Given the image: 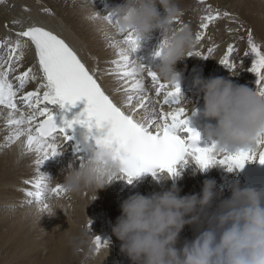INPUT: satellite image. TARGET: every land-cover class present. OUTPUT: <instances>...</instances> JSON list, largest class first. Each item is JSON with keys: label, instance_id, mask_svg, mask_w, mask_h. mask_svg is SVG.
Here are the masks:
<instances>
[{"label": "bare ground", "instance_id": "6f19581e", "mask_svg": "<svg viewBox=\"0 0 264 264\" xmlns=\"http://www.w3.org/2000/svg\"><path fill=\"white\" fill-rule=\"evenodd\" d=\"M35 1L0 0V13L4 17L0 21V35H5L8 41L14 42L16 39L8 36L6 31L16 36L17 32L26 30L30 26H40L53 32L75 51L81 62L101 85L105 94L116 104L123 107L125 100L123 81L119 78H111L105 69L110 62L117 59L119 49L114 43L115 36L113 32L115 29L111 27L113 30H107L105 27L106 22L104 21H93L92 15L88 13V10L74 14L72 12V5L68 0H56L55 2H51V0H38L40 1L39 4ZM109 1L112 0H105L101 5ZM242 1L244 2L246 0H236L238 4ZM254 1L256 2L258 11L261 12L259 9L264 7V2L262 0ZM208 2L209 4H214L216 7H219L220 4L218 0H208ZM43 3H46L48 8ZM173 3L177 8L180 6L179 0H173ZM117 5L119 4L115 6ZM41 8L47 9L48 11L43 12ZM157 10L163 14L159 6H157ZM182 27H187L195 39L198 28L193 24L192 18L186 12L180 13L177 18H174L171 24V28L174 30ZM220 29L222 30V27ZM151 32L161 33L159 29H153ZM214 32L210 28L209 32L205 33L207 35L202 42L197 43L195 41L193 47L190 49L193 52L201 51L202 57L207 58L186 56L176 63L175 71L180 76V93L182 90H187L188 92L193 91L195 93L197 91L194 86V80L196 78L222 77L226 80L228 79L223 74V70L227 68L220 63L227 48H219L214 54L207 52L209 47H213L216 44L221 45L227 40V37L223 34ZM162 39H164L163 35ZM154 40L140 42L141 45L132 54V57L136 54L138 62L142 65H144V61L141 60H144L147 56L142 57L145 49L157 57L152 51V41ZM23 42L27 47L23 49L22 57L24 61L28 62L27 65L32 67L38 83L34 88L30 87L26 90H20L18 95L27 91H35L38 85L42 83V74L39 71L34 48L26 38ZM159 47L160 45L157 46V48ZM238 48H235V53L240 49ZM138 50L140 51L138 52ZM154 51H156L155 48ZM232 54L234 55V53ZM158 63L159 58L157 57L154 65ZM17 68L19 69L17 72L18 76L20 68ZM252 79L255 81L250 83L249 80V84L247 83L248 87L256 89L257 78ZM241 82L239 83L241 84ZM11 83L14 85V88H18L16 82L12 81ZM242 83L246 84V81L244 80ZM183 96L184 101H181L180 106L187 110L186 116L191 114L193 109L196 110L203 103L201 93L196 92L189 99L186 98L187 95L184 94ZM159 99L162 101L163 96ZM19 107L24 111H28L22 104ZM53 108L57 109L58 106L54 105ZM124 110L127 111L128 109L125 108ZM164 110H168L167 106H164ZM159 111L160 106L157 105L156 112L158 113ZM8 112V109L0 106V142L3 144L4 141L8 140L17 131L15 125L8 124ZM151 112V108L147 112L138 109L137 119L149 117ZM16 117L17 114L13 118ZM42 118L37 116L34 125ZM26 141L27 136L21 135L17 141L9 145L5 155L0 158V202L7 200L6 204L8 205L15 204L14 202L19 201V198L27 196L26 191L34 190L32 184H26L25 181H35L43 174L51 179V186H55L57 183L62 184L63 177L69 167L78 169L86 161L83 155L77 154L78 156L74 160L62 157L61 162H57L56 157L59 154L50 157L51 160H45L38 169V166L35 164L37 155L27 149ZM185 159L187 162L185 163L183 161L176 168L181 173L179 177L176 175H167L166 173L155 174V176L153 175L138 182H133L136 185L133 189L127 187L128 182L120 177L114 179V182L123 180V183L116 190L112 191L111 186L108 184L97 190L96 198L94 192L89 190L71 195L62 193L58 198L52 196L53 201L51 203L55 204L59 209L56 210L55 216L52 217L43 214L38 223V218L30 216L28 209L25 211L24 209H18L17 212H20V219L13 218L0 221V250L7 251L9 254L6 262L1 261L2 264H65L66 257L74 250L76 251L77 248H86L87 250V245L89 247L91 244V240L88 243L87 240L89 238H95V236L99 237L102 242L106 241L107 248L104 245L101 247V250L96 252V249L90 246V250L85 251L86 254H90V264H130L128 258L119 251L120 242L111 232V227L115 219L120 215V210L117 211V209H119V204L122 200L126 199L129 195L139 193V191H144L145 193L143 195L147 196L171 187L177 188L181 196L185 194H196L199 196L203 182L205 180L214 181L213 200L209 207L204 210L199 225H186L182 229L177 241V247L179 248L184 240L193 239L198 228L202 230L207 226L206 218L212 216L217 211L218 206L231 196L234 187H253L252 180L254 179L253 175L256 173L255 168L258 165H262L256 160L246 161L242 168H234L229 177L225 173L228 170L224 166L217 164L201 169L191 158ZM165 177L169 178L165 179ZM142 181L144 182L141 183ZM140 183H146L149 187L143 189L144 186L139 185ZM68 196L74 198V205L77 206V210L74 211V221L69 219L67 209L63 207V203H65L64 197ZM89 221H91L90 225ZM108 234H110L109 239ZM114 242L116 245H113ZM9 258L11 259L9 260Z\"/></svg>", "mask_w": 264, "mask_h": 264}, {"label": "clouds", "instance_id": "9594fccd", "mask_svg": "<svg viewBox=\"0 0 264 264\" xmlns=\"http://www.w3.org/2000/svg\"><path fill=\"white\" fill-rule=\"evenodd\" d=\"M94 13L103 20L105 15ZM106 15L114 18L115 30L135 34L138 48L153 29H159L164 39L155 53L159 63L152 70L167 83L179 84L175 65L188 56L195 39L187 27L171 28L180 15L173 0H125ZM194 86L203 100L198 115L215 121L214 125L205 123L199 134L214 138L216 153L254 150L256 137L264 133V95L222 77L196 78ZM180 100L184 101L182 94ZM95 129V134L89 130L83 136V142L91 136L98 150L78 169L69 167L61 184L66 195L89 190L96 198L97 190L120 178L121 161L106 139L107 125ZM214 186V181L205 180L199 196H181L175 187L147 196L129 195L120 202V215L111 227L120 242L119 251L130 264H264V189L234 187L231 196L206 218L207 226L177 247L182 229L199 225L213 200ZM47 205L46 209L34 206L29 215L38 218L37 223L43 214L55 216L59 208L51 202Z\"/></svg>", "mask_w": 264, "mask_h": 264}, {"label": "snow or ice", "instance_id": "6c2138e0", "mask_svg": "<svg viewBox=\"0 0 264 264\" xmlns=\"http://www.w3.org/2000/svg\"><path fill=\"white\" fill-rule=\"evenodd\" d=\"M97 15L94 14L92 18H96ZM222 15L228 17L229 13L224 12ZM220 16V12L213 13L210 8L207 9V14L202 17L199 24L201 31H197L195 35L197 43H201L205 36L203 30H206L210 23ZM103 21L110 27L115 23L111 15L103 16ZM115 31L120 36V40L115 42L119 51L117 59L112 63L116 66L114 74L123 81L125 93L123 107L105 94L75 51L53 32L40 26H30L26 30L17 32V39L14 42L5 41L9 46V56L5 61L7 67L0 65V106L9 110L8 124L15 125L17 129L8 139L12 141L19 139L21 135H26V147L37 155L35 164L38 169L45 160L60 154L56 144L57 135H61L64 140L70 138L66 135L64 127H58L55 124L49 106L74 105L81 99L86 102L81 113L84 119L77 117L74 121L66 122V126L71 128L72 123L75 122L91 130L93 127L107 125L106 139L112 144L121 161L123 174L121 178H125L128 183L144 172L155 176L154 170L178 175L174 165L181 160L186 163L185 158H191L201 169L218 164L232 171L234 168H242L246 161L252 160L264 164V133L256 137L254 150L218 154L214 143L209 147H198L196 141L199 134L187 127V110L180 106L179 84L163 82L152 68L132 58V54L138 48L133 32ZM25 38L34 46L35 58L42 74V83L35 91L18 95L28 80L36 79L32 67H28L15 77L19 81L18 88H14L8 80L9 73L16 70V64L23 56L22 50L27 47L23 42ZM247 42L250 51H246L244 55L249 52L255 55L249 70L257 76V93L264 95V48L254 42L250 30ZM213 51L212 47L207 49L209 54ZM232 53L233 45L229 44L220 60V63L229 71L235 70ZM187 55L202 57V52L190 50ZM146 77L150 78V89L145 84ZM149 90H154L155 97L146 94ZM161 96H163L162 101L159 99ZM21 104L28 111L20 108ZM157 105L160 106L158 113ZM164 106H167V111L164 110ZM125 108L128 110L125 111ZM149 108L152 110L149 117L137 119L138 109L147 112ZM16 113H19V118H13ZM37 116L44 119L35 123L33 130ZM177 130L188 132L189 135L181 139L177 135ZM50 181L51 179L43 174L35 181H25L26 184H32L34 188L32 191H26V195L30 198L27 202L29 204L35 202L46 209L48 205L45 201L50 195L59 196L64 193L61 184L51 186ZM90 223L91 221L89 225ZM93 243L96 249L107 244L96 236Z\"/></svg>", "mask_w": 264, "mask_h": 264}, {"label": "rangeland", "instance_id": "374dc122", "mask_svg": "<svg viewBox=\"0 0 264 264\" xmlns=\"http://www.w3.org/2000/svg\"><path fill=\"white\" fill-rule=\"evenodd\" d=\"M31 1H34V0H31ZM55 1L56 0H51V2H55ZM68 1L72 5V12L74 14L75 13H82L83 11L88 10V13L91 14L92 17L95 14L94 11L99 13L100 15H106L108 13V10H109L108 8L111 9V8L115 7L116 4H119L117 6H123L125 3V0H112V1L107 2L104 5H101V3L104 2L105 0H68ZM218 1L220 3L219 7H216L214 4H209L208 0H179L180 6H178V9L180 10V13L186 12V14L190 15V17L193 20V24L198 28V31H201L199 29V24H200L202 17L207 14V9L210 8L213 13H215V12L221 13V16L218 19H216L215 21H213L212 23H210L209 27L203 31L206 33V32H209L210 28H212L215 31L214 33H220V34H223L224 36L227 37V40L224 43H222L221 45L216 44L212 47L214 49L212 54L216 53L215 51H217L219 48L225 49L228 47L229 44H232L233 45V53H234V55L232 54V60L235 63V70L229 71L228 69H224L223 74H225L226 78L228 77L227 80H230L234 84L244 85V86L248 87L249 80H250V83H253L255 80H253V79L251 80V78H257V76L249 70L252 66L253 61L255 60V55L250 53V52L247 55H244V53L246 51H250L248 48L247 37H248L249 30H250L252 33L254 42L256 44H258L261 48H264V27H263V25H264V7H261L259 9L262 12L261 13L258 11V9L256 7V2L254 0H246L244 2L242 1V2H240V4H238L236 2V0H218ZM259 1H261V0H259ZM35 2L37 4L40 3V1H38V0H36ZM262 2H264V0H262ZM43 4L45 5L46 8H48V5L46 3H43ZM99 4H100V8L105 7L107 9L100 10V8L98 7ZM54 8H56V7H54ZM41 9H43L42 10L43 12H46L44 10V8H41ZM52 12H53V9H52ZM224 12L229 13V16L224 17L222 15ZM3 19H4V17L0 13V21ZM92 20L95 22L103 21L99 18H92ZM105 27L107 30H113L107 23L105 24ZM221 27H222V30L220 29ZM113 33L115 36L114 37V43H115L116 41L120 40V36L116 33L115 30ZM6 34L8 36H11L14 39H17V36H14L10 32L6 31ZM206 35L207 34H205V36ZM145 38L151 39V40L155 39L154 41L158 43V45L155 44L152 46V51L154 53H156V51L159 49V48H157V46L161 45V43L163 41L162 34L159 32L158 33L150 32ZM0 40L3 41V44L0 43V50H2V52L4 53V58L2 59V61H6L8 59V56H9V47L5 43V41H8L7 36L0 35ZM154 46H156V47H154ZM234 46H235V48H238V47L240 48V49L238 48L239 50L236 53H235ZM154 48L156 49V51H154ZM17 54H19V53H17ZM132 58L138 61V58H136V56L132 57ZM27 64H28V62L24 61V59L22 57L21 61L17 65V67L20 68V72L25 71L29 67ZM155 66L156 65H154V67ZM17 67H16V70L14 71V73H17L19 71V69ZM105 69L111 78H118L114 74L115 70H116V66L112 62H110L105 67ZM232 74H235V75H232ZM8 80L10 82H12V81L16 82L17 87H19V81L16 80L15 78H13L12 74L9 76ZM237 80L239 82L240 81L244 82V80H245L246 84L245 83L243 84L242 82L240 84ZM162 81L165 82L164 80H162ZM145 84L149 86V89L151 88L150 78H147V77L145 78ZM33 85H35L34 82H33ZM26 89H29V87L24 85V88L21 90H26ZM196 92L194 93L193 91L188 92L187 90H182L180 94L187 95L186 98L189 99V98H192L194 96V94H196ZM147 94L149 96L155 97L154 96V90H149L147 92ZM20 107H22V106H20ZM141 110H143V109H141ZM16 114H17L16 118H19V113H16ZM15 141H17V139L12 140V141H9V139H8V140L4 141V144L0 142V158H2L5 155V153L8 150L9 145L13 144ZM56 144L59 147L58 151L63 152V153H60V155L56 157L57 162H61L62 157H67L70 160H74L75 158H77L78 155L74 156L73 158H70L66 154V151L69 150V147H68L69 145H65V146L61 147L59 143H56ZM225 173L230 177L232 171H226ZM232 177H235V176H232ZM114 181L115 180H113L109 184L111 186L112 191L116 190L117 187H119L123 183V180H119L118 182H114ZM143 182L144 181H142L141 183H143ZM141 183L139 185L145 184L143 189L149 187L148 184H146V183L141 184ZM23 190H25V189H23ZM139 193L144 194L145 192L139 191ZM52 196H55L58 198V196L55 194L50 195L49 198L45 201L47 204L49 202L53 201ZM68 198L71 199V202L63 203V207H65L67 209V214L69 216V219H71V221H74L75 220L74 211L77 210V206L74 205V202H75L74 198H72L71 196H68ZM29 199L30 198L28 196L21 197V198H19V201L14 202L15 204H11V205L6 204L7 200L1 201L0 202L1 203V205H0V221H2L4 219H13V218L20 219V212H17L18 209H24V211H25V210H27V209L29 210V209L33 208V206L37 205L35 202L32 204H29L27 202ZM119 210L120 209H117V211H119ZM14 213H16V214H14ZM14 215H16V216H14ZM191 235H192V233H191ZM109 237H110V234H108V239H109ZM89 241H90V238L87 240V243ZM113 245H116L115 242L113 243ZM90 246L93 247L94 249H96L92 243L89 245V247L87 245V250H86V248H84L85 249L84 250V249L79 247L76 249V251L74 250L72 253H70L68 255V257H66L65 264H90V254L85 253V251L90 250L89 249ZM98 250H101V248L96 249V252H98ZM8 257H9L8 252L3 251L1 249L0 250V262L1 261L6 262V259ZM10 259L11 258H9V260ZM2 262L0 264H2Z\"/></svg>", "mask_w": 264, "mask_h": 264}]
</instances>
